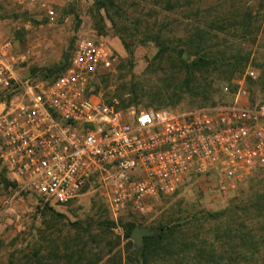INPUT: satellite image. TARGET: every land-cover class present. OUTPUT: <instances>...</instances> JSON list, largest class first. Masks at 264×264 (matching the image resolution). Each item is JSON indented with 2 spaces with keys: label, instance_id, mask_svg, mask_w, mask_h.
Segmentation results:
<instances>
[{
  "label": "rangeland",
  "instance_id": "1",
  "mask_svg": "<svg viewBox=\"0 0 264 264\" xmlns=\"http://www.w3.org/2000/svg\"><path fill=\"white\" fill-rule=\"evenodd\" d=\"M113 1L116 8L107 14L98 5L100 0H50L54 16L49 18L42 10L0 0V43H11L17 76L42 81L60 74L75 44L94 33L108 42L117 57L113 70L98 74L94 80L96 92L106 101L127 100L135 91L143 99L135 106L138 110L168 107L180 113L195 108V100L188 98L190 94L183 93L182 101L175 105L159 98L166 95V88L181 82L180 58L191 61V50L197 47L201 53L219 52L217 56L226 60L208 70L215 82V105L226 100L222 88H232L247 70L254 75L246 77L250 92L264 93V0ZM110 17L118 26L140 24L139 33L131 31L137 34L131 55L125 52L116 34L118 27L111 26ZM144 29L149 33L161 31L168 46L180 54L169 49L160 64L155 60L158 48L150 40H142ZM233 63L242 69H234ZM252 180L224 197L213 177H191L174 195L151 202L145 212L125 210L117 223L111 219L107 200L97 184L87 186L67 203L54 204L0 182V264H102L109 255L93 241L100 239L96 237L98 222L107 220L116 224L110 231L121 238V224L135 223L134 228H145L153 236L160 233V226L181 225L184 233L175 238L178 252L180 245L191 241L196 245L210 240L228 244L230 238L223 237L224 225L247 232L249 228L244 226L255 222L241 207H250L255 191L264 190V172ZM129 241L135 250L141 249L130 236ZM124 243L122 239V247ZM223 247L228 257L231 251L227 245ZM257 256L259 264H264V245Z\"/></svg>",
  "mask_w": 264,
  "mask_h": 264
},
{
  "label": "built area",
  "instance_id": "2",
  "mask_svg": "<svg viewBox=\"0 0 264 264\" xmlns=\"http://www.w3.org/2000/svg\"><path fill=\"white\" fill-rule=\"evenodd\" d=\"M12 1L54 16L50 0ZM116 60L90 33L57 78L26 80L16 74L11 43H0V169L21 192L64 204L97 184L117 223L191 177H213L225 197L264 170V98L250 92L252 72L224 86L226 100L214 106L138 110L95 91L96 76Z\"/></svg>",
  "mask_w": 264,
  "mask_h": 264
},
{
  "label": "trees",
  "instance_id": "3",
  "mask_svg": "<svg viewBox=\"0 0 264 264\" xmlns=\"http://www.w3.org/2000/svg\"><path fill=\"white\" fill-rule=\"evenodd\" d=\"M98 5L105 9L107 14H109V9L116 8L113 0H100ZM110 22L113 28L118 27V29H116V34L125 52L128 55H131V47L137 36V34H132L131 31L134 30L139 33L140 24L132 23L131 28L128 27L127 23L118 26L111 17ZM141 35L142 40H150L154 46L158 48L156 54L157 58L155 60L160 64L163 63L165 61V52L171 49L168 46V39L163 37L161 31L149 33L144 29ZM189 45H191V43L187 44L188 48H191ZM171 50L173 53L178 52L180 54V51H176V49ZM191 53L194 54L192 55L193 59H191V61L185 62L180 58L179 69L183 74L181 82L175 84L171 89L166 88L164 91L166 95L161 94L159 100H168L172 105L179 104L183 99L182 94L184 93L190 94V97L188 96V98L195 100L196 106L193 109L214 106L215 104L213 102L212 93L214 92L213 86L215 82L210 76H208V70L212 68L213 65L216 66V63H222L223 61L226 62V60L225 58L223 59L222 57L217 56L219 52L215 55H212L208 51H203L201 53V51L198 50V47L197 49L191 50ZM68 64L69 63L63 67L62 71L67 68ZM233 64L235 65L234 69H242L239 68L236 63ZM58 75L51 77V79L57 78ZM96 88L97 85H95V89ZM262 93L259 92L264 98V93ZM11 94L8 93L4 98L9 99ZM252 94H254V92ZM3 96H0V102L4 100ZM142 100V97L134 91L131 92L127 100L121 99L119 104L121 107H137ZM263 172L264 170L256 172L248 180H254L256 176H260ZM0 182L3 183L5 187L16 186L15 183L7 179L5 170L3 169H0ZM254 195L255 197L252 200V204L249 205L251 210L247 205L241 207V210L247 217L255 219L254 224L250 225V227L247 225L244 226V228H249L247 232H242V229L239 227L237 229H228L227 224L224 225L223 227L226 228H224L223 237H226L227 235V237L230 238L228 244H225L221 240H210L206 244L202 242L199 245H196L197 242L191 241L186 246L185 244L180 245V251L178 252L176 251L177 246L175 245L177 243L175 238L178 237L179 234L182 236L184 233L183 226L166 225L159 227L160 233L157 236L145 237L143 239L142 247L138 251L133 248L131 241H129L130 233L136 224L131 222L123 225L120 221L124 232L121 238L120 236H115L112 231H110L115 228L116 224L109 220L98 222L96 237H100V239H94L93 242L100 243L101 247L99 250H106V253L109 255L102 264H170L171 260L174 264H178L179 260L180 264H183L184 262L187 264H259L260 261L258 262L257 260V254L260 252L261 246L264 245V190L260 192L255 191ZM243 225L244 224L241 226L243 227ZM218 228L222 231V227ZM232 230L235 231L232 232ZM122 239L126 240L123 247L121 246ZM224 245H227L231 251V254L228 255V257L224 254ZM202 246H205V248L198 249ZM99 260H101V258ZM99 263L100 261H97L95 264Z\"/></svg>",
  "mask_w": 264,
  "mask_h": 264
},
{
  "label": "water",
  "instance_id": "4",
  "mask_svg": "<svg viewBox=\"0 0 264 264\" xmlns=\"http://www.w3.org/2000/svg\"><path fill=\"white\" fill-rule=\"evenodd\" d=\"M155 235L154 233L148 231L145 228H134L130 234V239L133 241L137 248L142 247V242L144 237H151Z\"/></svg>",
  "mask_w": 264,
  "mask_h": 264
}]
</instances>
